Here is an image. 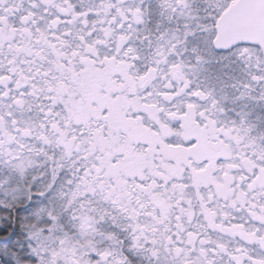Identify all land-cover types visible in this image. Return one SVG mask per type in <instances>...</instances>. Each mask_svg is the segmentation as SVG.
Masks as SVG:
<instances>
[{"label": "snow or ice", "instance_id": "snow-or-ice-1", "mask_svg": "<svg viewBox=\"0 0 264 264\" xmlns=\"http://www.w3.org/2000/svg\"><path fill=\"white\" fill-rule=\"evenodd\" d=\"M0 264H264V0H0Z\"/></svg>", "mask_w": 264, "mask_h": 264}]
</instances>
